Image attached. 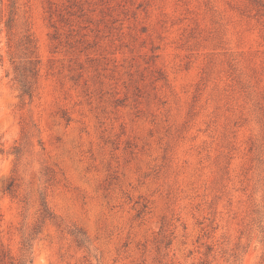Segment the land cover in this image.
Returning <instances> with one entry per match:
<instances>
[{"label": "rangeland", "instance_id": "obj_1", "mask_svg": "<svg viewBox=\"0 0 264 264\" xmlns=\"http://www.w3.org/2000/svg\"><path fill=\"white\" fill-rule=\"evenodd\" d=\"M0 264H264V0H0Z\"/></svg>", "mask_w": 264, "mask_h": 264}]
</instances>
